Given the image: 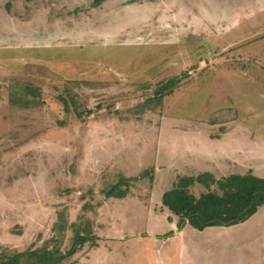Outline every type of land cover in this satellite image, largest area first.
I'll use <instances>...</instances> for the list:
<instances>
[{
  "label": "rangeland",
  "instance_id": "obj_1",
  "mask_svg": "<svg viewBox=\"0 0 264 264\" xmlns=\"http://www.w3.org/2000/svg\"><path fill=\"white\" fill-rule=\"evenodd\" d=\"M93 2L0 0V245L40 247L60 212L63 252L98 239L59 264H264V206L175 236L161 205L183 175L264 177V0ZM118 178L130 194L105 198Z\"/></svg>",
  "mask_w": 264,
  "mask_h": 264
},
{
  "label": "trees",
  "instance_id": "obj_2",
  "mask_svg": "<svg viewBox=\"0 0 264 264\" xmlns=\"http://www.w3.org/2000/svg\"><path fill=\"white\" fill-rule=\"evenodd\" d=\"M104 1L106 0H94L92 6L98 7ZM180 82L181 78L177 77L160 81L154 91V97L146 99L142 106L151 109L160 105L163 96L171 93ZM28 89L25 92L38 96L31 88ZM57 99L63 104L65 113H69L71 107L76 106L73 97H69L68 100L58 96ZM32 104V102H25L23 107L27 108ZM87 113L90 115L91 110L77 113V117ZM216 122L222 123V120L217 116V119L214 118L211 123ZM131 180L133 179L118 178L112 186L102 191L104 197L121 199L128 196L131 190ZM196 185H202L208 191L196 195L191 190ZM211 185H216L217 191H212ZM161 205L177 217V228L180 230L185 225L199 231L210 226L235 225L246 221L264 206V177L253 175L250 172L229 174L219 179L210 172H201L195 176L183 175L163 192ZM83 207L86 209V206ZM66 228L67 221L63 220V215L59 212L57 223L53 226L55 235L40 247H29L21 251L0 245V264H59L75 254L84 243L89 242L91 246H97L98 237L94 234L93 228L87 224L80 231H75L71 246L63 252L62 237Z\"/></svg>",
  "mask_w": 264,
  "mask_h": 264
},
{
  "label": "crops",
  "instance_id": "obj_3",
  "mask_svg": "<svg viewBox=\"0 0 264 264\" xmlns=\"http://www.w3.org/2000/svg\"><path fill=\"white\" fill-rule=\"evenodd\" d=\"M214 125V127H217L216 129L218 130V133H209L207 136H208V138L209 139H217V138H219V136H221V134H222V132L226 129V125L225 124H213ZM166 164H169L168 162L166 163ZM170 165V164H169ZM157 170L159 169V168H156ZM169 169V168H168ZM214 175V174H213ZM215 176V175H214ZM222 176H227V175H222ZM175 181V179L172 181V184H173V182ZM172 184H171V186H172ZM170 188V187H169ZM168 188V189H169ZM166 191V190H165ZM163 194V193H162ZM162 196V195H161ZM263 207V206H262ZM164 208V207H163ZM261 208V207H260ZM164 213H166V216H165V219H166V221L168 222V225L171 227H173L174 228V226H176V224H177V221L175 222L174 221V215L172 214H168V212H167V209L166 208H164ZM154 214H156V213H154ZM167 217V218H166ZM169 218V219H168ZM174 222V223H173ZM187 226V228L189 227V228H191L189 225H186ZM183 234H184V231H183V229H181L180 230V233L179 234H177V235H175V236H183Z\"/></svg>",
  "mask_w": 264,
  "mask_h": 264
}]
</instances>
